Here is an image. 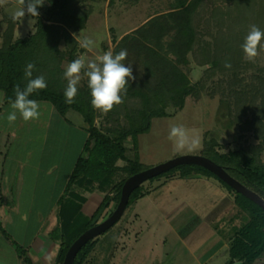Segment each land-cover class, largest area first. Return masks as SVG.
<instances>
[{
	"label": "trees",
	"instance_id": "1",
	"mask_svg": "<svg viewBox=\"0 0 264 264\" xmlns=\"http://www.w3.org/2000/svg\"><path fill=\"white\" fill-rule=\"evenodd\" d=\"M80 1L49 0L43 15L38 18L36 31L15 42H13L15 23L13 19L9 22L4 34L6 45L0 48V89L5 91L6 104L10 99L14 100L13 89L16 84L21 88L25 87L27 81L24 70L28 63H34L32 78L44 76L47 88L33 93L29 98L53 102L67 120L72 119L70 118L72 111L78 113L83 128L89 133L85 151H90L92 143L95 142L94 145L99 146L105 153L117 151L125 154L128 150L127 140L130 137L134 140V148L137 150L138 134L151 130L154 117L167 115L169 106L174 108L171 114L181 110L189 95L199 96L203 90H207L208 95L213 98L220 95L222 106L228 107L230 125L239 123L244 129L255 131L256 138L262 141L264 116L260 113L264 111V40L261 41L255 62L244 60L242 45L250 26L256 25L264 31V0H231L229 4L227 0H221L225 5L212 0L213 5L216 4L215 7L206 2L200 11L198 6L205 0H184L180 5L174 6V9L157 14L131 33L125 34L118 41L115 54L127 50L126 59L132 57L131 53L143 57L148 74L153 73L149 76H153L154 79L146 78L149 80L145 82V86L143 85L146 88L149 83L146 89L129 80L127 91L122 93L123 103L114 107L106 116L92 108L88 85L78 86L74 103L67 104L65 101L67 81L61 78L66 69L64 63L66 61L71 63L86 50L80 47L78 39L70 32V29L85 26L88 13L92 10L89 7L85 8L84 2ZM40 9L38 7V10ZM204 14L211 17L208 18ZM200 18L208 22L209 28H213L212 26L215 28L209 30L214 36L211 43H204L200 37L201 32L198 30ZM211 21H214V24ZM170 33L172 36L166 46L164 38ZM62 39L66 40L67 46L61 50L59 44ZM170 52L175 54L172 59L167 55ZM191 56L198 64L207 65L204 75L196 82L191 79L187 68L191 65ZM225 62L231 67H225ZM208 80L213 82L210 89ZM249 110H252V116L251 113L248 114ZM99 117L102 118L100 125L97 124ZM260 142H252L245 150L237 149L232 153H222L216 148L217 139H206L204 151L200 154L223 164L232 175L264 196V155ZM84 165V155H81L69 178L68 187L74 181H77L75 182L77 184H84L85 180L80 179ZM148 167L142 165L136 152L132 171L105 194L95 213L86 220V226L81 230L62 229V244L55 264H63L69 247L83 232L93 226L94 219L102 209L112 200L116 201V206L118 205L127 178ZM177 170L183 177L197 173L219 177L209 168L192 163L178 165L151 180L161 175H176ZM221 180L234 195L232 215L239 225V230L230 241V263L242 260V264H253L264 255V208L222 178ZM146 194L145 186L140 185L131 194L128 206L137 203ZM76 207L79 211L81 204L77 203ZM0 229L15 244L25 262L35 264L27 255L25 246L4 226L1 216ZM102 235L89 240L79 250L74 264H110L109 258L103 256L100 251L102 246L98 245L103 242L100 241ZM109 235L115 238L114 245H109V239L105 237V245L108 248L104 246V251L111 256L115 252L116 238L119 234Z\"/></svg>",
	"mask_w": 264,
	"mask_h": 264
},
{
	"label": "rangeland",
	"instance_id": "2",
	"mask_svg": "<svg viewBox=\"0 0 264 264\" xmlns=\"http://www.w3.org/2000/svg\"><path fill=\"white\" fill-rule=\"evenodd\" d=\"M81 1L84 2L85 8L89 7L92 10L88 13L85 26L70 29V32L78 41L86 38L94 41L91 51L85 50L81 54L85 58V65H87L89 61H94L96 56L109 50L113 51L115 55L118 42L115 44L114 37L116 41H120L125 34L131 33L137 26H141L159 13L174 9V6L180 5L184 0ZM229 1L231 0L226 2L229 4ZM206 2L213 7L216 5H213L212 0H205L198 6L199 11ZM216 3L225 5L221 0H217ZM48 4L49 0H45L44 5L40 7L41 9H37L40 13L39 16L43 15V11ZM232 5L233 3L231 7ZM18 8L17 0H6L5 4L0 5V48L6 45L5 30ZM204 15L208 18L211 17L209 14ZM38 18H35L32 28L28 24L29 19H32L31 17L26 16L23 21L14 22L16 28L13 42L24 38L30 32L36 31ZM203 19L200 18L198 23V30L201 32L200 37L204 43H211L214 41V36L209 30H215V28L214 26L209 28L208 22H204ZM211 22L214 24V21ZM172 34L170 33L164 38L166 46H168ZM105 43L106 45H103ZM66 46V40L62 39L59 48L65 49ZM103 46H108V48L105 49ZM131 55L132 57L126 59L124 63L131 64L133 76L136 77L135 82L145 88V82H149L146 78L154 79L153 76H149L153 73L148 74L149 71H147L143 57L134 56L132 53ZM167 55L171 59L175 56L171 52ZM196 61L191 56V65L189 64L190 66L187 67L193 82L198 81L204 75L207 67V65H200ZM69 63L68 61L64 63L65 68ZM86 70L85 67L84 71ZM84 71L81 72L79 87L88 85ZM156 77L159 78L157 74ZM61 78L67 81L64 75ZM212 83V80H208L209 89L212 87ZM206 91L203 90L199 96L189 95L184 107L172 114L174 108L169 106L167 115L152 119L150 131L138 134L137 150L134 148V140L130 137L127 140L128 150L125 154H120L117 151L105 153L99 146L94 145L95 142L92 143L90 151H85L84 148L88 139L85 130L76 128L73 119L66 120L63 118L57 107L49 100H39L38 103L41 104L38 119L25 122L17 113V120L9 125L6 117L11 108L10 104L5 102V91L0 89V93H3V102L0 103V216L5 227L23 245L25 241L28 242V239L34 235L40 224L41 216L49 217V220L60 231L63 228H79L81 230L86 226V220L92 216V213H90L92 204L90 203L97 204V209L105 194L111 191L112 186L123 180L132 171L136 152L139 154L142 165L148 167L182 154L202 153L206 139H217L216 148L222 153H232L233 150L237 149L245 150L250 147L252 142H260L256 138L255 131L244 129L239 123L235 125L231 123L230 125V113L228 107L222 106L220 95L213 98ZM251 112L252 110H249L248 114ZM74 114L75 112L72 111L70 118ZM260 114L264 116V111H261ZM248 119L250 118L248 117ZM101 120V117L97 119L98 125L101 124ZM173 125L183 126L188 131L190 138L198 139V147L193 151L187 149L177 150L168 139L170 127ZM260 143H262V153L264 155V138ZM81 155H84L85 165L81 169L80 179L85 180V182L84 184H77L75 183L77 181H74L68 187L70 174L76 167ZM176 173H179V177L161 175L155 180L151 181L152 178L146 180L142 185L145 186V191H148L147 185L152 182L153 189L151 191L153 190V192L163 188H178V185L183 183V176L180 175L179 170ZM214 177L223 184L221 178ZM190 184H194L190 192V200L194 202L195 191L199 189L202 182L195 179L190 181ZM158 185L163 187L160 188V186L159 189H155ZM209 187H212V185ZM199 194L202 195L200 192ZM77 203L81 204L79 211L76 207ZM116 204V201L112 200L103 209L101 219L108 217L117 207ZM135 204L129 205L125 216H122L113 226L103 232V235L100 234L102 235L100 241L103 242L98 245L102 246L100 249L102 255L109 258L110 264H170V262L167 263L168 258L163 257V240L160 241L159 246L153 249L154 244L151 243V239L147 241V244L141 239L142 233L147 229L145 219H143L145 218L144 213L142 212L146 203H143V207L142 205L139 206V210L134 209ZM5 216H7L6 219H4ZM130 216V221H128ZM122 228L124 232L121 234ZM0 233L3 235V238H0V264H8V258L11 255L4 253L3 246L9 247V243H11L16 249L17 247L1 229ZM109 233L115 236L119 234L116 238L115 256L114 254L110 256L104 251V246L106 247L105 237H108L109 245H114L115 238L111 237ZM1 234L0 237H2ZM156 235L153 233L152 236L155 237ZM4 238L8 243L2 242ZM153 251L154 258L148 256ZM128 257L130 263L126 261ZM263 260L264 257L259 258L257 264H260Z\"/></svg>",
	"mask_w": 264,
	"mask_h": 264
},
{
	"label": "crops",
	"instance_id": "3",
	"mask_svg": "<svg viewBox=\"0 0 264 264\" xmlns=\"http://www.w3.org/2000/svg\"><path fill=\"white\" fill-rule=\"evenodd\" d=\"M113 40L115 44L118 42L115 37ZM104 48L107 49L108 46ZM37 101L39 102V100ZM61 116L66 119L64 115L61 114ZM72 119L75 121L73 122L76 128L85 130L78 113H75ZM85 132L87 137L89 133L86 130ZM178 174L174 176L179 177ZM182 179L183 183H180L178 188L159 189L161 184L156 186L155 189H159L156 192L151 191L153 185L152 182H149L147 194L134 205L135 210H139L141 205L143 207L144 202L147 205H145L144 210L140 208L144 213L145 218L143 219H145L147 228L142 233L141 239L144 240L145 244L151 239V243L154 244L153 249L159 246L160 241L163 240V248L161 247L164 253L163 257H167V263L170 262V264H232L230 263L231 255L229 252L230 241L239 230V225L232 215L234 195L228 187L216 180L215 177L197 173ZM195 179H199L202 184L195 191V201L192 202L190 192L194 184H190V181ZM210 185L212 187H209ZM90 204H92L90 213L93 215L95 213L93 211L97 210V204ZM6 218L7 216L4 217V219ZM130 218L131 216L128 221ZM51 222L49 217L41 216L40 224L34 235L28 239V242L25 241L24 243L27 255L35 264H55L59 254L62 244V231ZM123 232L124 229L122 228L120 233ZM153 233L157 235L153 237ZM1 236L0 238H3L2 234ZM2 240V242L8 243L5 238ZM9 244V247L3 246L2 248L6 255H11L8 258V264H27L13 244ZM112 254L115 256L116 251ZM148 256L154 258V251ZM261 257L264 255L259 258ZM259 258L253 264H257ZM126 261L130 263L129 257L126 258ZM263 262L264 260L260 264Z\"/></svg>",
	"mask_w": 264,
	"mask_h": 264
},
{
	"label": "clouds",
	"instance_id": "4",
	"mask_svg": "<svg viewBox=\"0 0 264 264\" xmlns=\"http://www.w3.org/2000/svg\"><path fill=\"white\" fill-rule=\"evenodd\" d=\"M6 3V0H0V5ZM19 5L18 10L13 14V22L20 21L28 16L29 27L32 28L35 18L39 17L38 7H42L45 0H17ZM264 40V31H261L256 25L250 26V31L245 37L242 45L244 60L247 62H255L259 55L261 41ZM81 48L91 51L94 41L86 38L78 41ZM63 49V48H62ZM61 49V50H62ZM127 58V50H121L118 54H113L109 50L102 55L96 56L94 61H89L85 65V58L78 56L74 61L69 63L64 72V78L67 80L65 89V101L67 104L75 102V97L78 93V84L81 81V72L84 71V76L87 78L88 88L91 92V106L101 115L106 116L114 107L123 103L122 93L127 91L129 80L135 81L131 64H125ZM225 67L231 65L225 62ZM34 63H28L24 70V77L27 81L24 88L19 84L14 86L15 98L9 100L11 111L7 114V122L9 125L19 117L25 122H30L38 119L40 116V104L35 99L29 97L47 88V82L44 76L33 77ZM3 102V93H0V103ZM168 139L177 150H195L199 145V140L190 138L188 131L183 126L173 125L170 127Z\"/></svg>",
	"mask_w": 264,
	"mask_h": 264
},
{
	"label": "water",
	"instance_id": "5",
	"mask_svg": "<svg viewBox=\"0 0 264 264\" xmlns=\"http://www.w3.org/2000/svg\"><path fill=\"white\" fill-rule=\"evenodd\" d=\"M192 163L200 164L209 168L210 170L215 172L220 178L226 181L229 185L235 188L237 191L243 193L244 195H246L256 203L260 204L264 208V196L255 189L246 185L234 175H232L223 164L217 162L209 156L200 153L182 154L130 175L123 185L121 199L114 211L105 219H101L103 209L101 210L99 215L94 219L93 226L83 232L69 247L65 255L63 264H74L75 258L79 250L89 240L97 237L98 235L108 230L123 216L128 207L131 194L137 187L142 185L146 180L153 178L161 173H164L178 165ZM242 263V260H238L232 264Z\"/></svg>",
	"mask_w": 264,
	"mask_h": 264
}]
</instances>
